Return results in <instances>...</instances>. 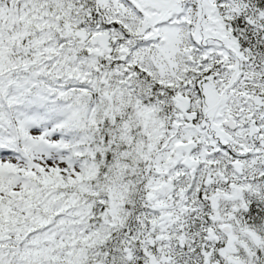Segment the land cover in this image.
<instances>
[{"label":"snow or ice","instance_id":"obj_1","mask_svg":"<svg viewBox=\"0 0 264 264\" xmlns=\"http://www.w3.org/2000/svg\"><path fill=\"white\" fill-rule=\"evenodd\" d=\"M0 264H264V0H0Z\"/></svg>","mask_w":264,"mask_h":264}]
</instances>
